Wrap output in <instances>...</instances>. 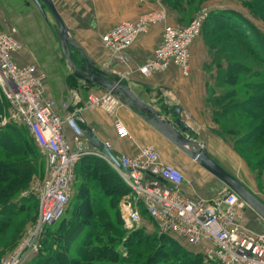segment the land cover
Returning a JSON list of instances; mask_svg holds the SVG:
<instances>
[{"label": "built area", "instance_id": "built-area-1", "mask_svg": "<svg viewBox=\"0 0 264 264\" xmlns=\"http://www.w3.org/2000/svg\"><path fill=\"white\" fill-rule=\"evenodd\" d=\"M210 15L199 12L186 26L166 25L153 54L139 67L146 75L162 73L170 66L182 74L191 71V47L202 33ZM165 10L149 11L136 21H123L103 35L102 41L110 58L116 62L129 60L128 50L140 35L153 25L163 23ZM17 30L0 32V90L7 99L8 121L25 126L45 158L47 173L38 190L39 216L29 235L17 252L5 264H22L43 248L47 231L65 215L74 194L76 168L85 156L105 159L120 174L129 188L119 201L124 227L135 231L143 222L142 212L164 234L175 235L198 248L207 264H264V232H252L244 224L248 204L230 188L223 189L213 200L191 197L183 189L184 173L176 166L165 164L157 149L150 145L139 147L136 155H117L123 168L102 154L85 137L76 118L79 110L67 112L70 103L63 102L61 111L46 96L45 75L34 64H20L16 54L23 43ZM122 101L110 91H90L86 108H104L114 113ZM80 117V116H79ZM121 139L132 140L127 126L116 119L114 123ZM112 149L110 142L105 143ZM9 260V262H8Z\"/></svg>", "mask_w": 264, "mask_h": 264}, {"label": "crops", "instance_id": "crops-1", "mask_svg": "<svg viewBox=\"0 0 264 264\" xmlns=\"http://www.w3.org/2000/svg\"><path fill=\"white\" fill-rule=\"evenodd\" d=\"M52 1L70 35L84 51L83 57L127 84L132 93L151 106L162 120L170 121L176 130L180 131L181 128L187 127L188 131L183 133L185 137L190 136L197 147H204L215 161L242 181L253 193L255 192L250 183V172L246 163L211 130L214 126L212 111L208 104L209 85L217 79L216 71L219 70V65L225 67L227 63L217 58V50L210 48L207 38L202 34L191 47L189 76L185 77L174 65L165 72L151 75H146L139 69L152 56L155 47L161 41L166 25H188L195 15V12L189 9L188 3L193 0H186L184 5L178 6L170 3L173 0ZM32 6L36 8L47 30L49 40L58 44V52L68 67V72L60 78H49L42 68L43 58L16 24L15 18L30 12ZM160 10L166 11V20L153 25L147 33L139 36L128 50L127 62L113 61L102 41L103 35L123 21H136L146 12ZM11 28L17 30L16 37L23 43V49L16 54V60L20 64L36 65L38 71L45 75L46 96L54 103L56 111H61L62 103L68 101L70 106L67 112L79 110V116L95 136L104 143L110 142L112 150L117 155L133 156L138 153L140 146L154 147L160 153L162 162L176 166L184 173L183 189L193 198L213 200L223 189L228 188L123 102L114 113L104 108H86L85 103L90 91L101 94L108 90L98 85H90L73 74L54 29V19L48 11L43 15L29 0H0V32H8ZM73 50L75 49H71L72 54ZM77 56L80 61L82 56L79 52ZM70 76L74 79L70 80ZM116 119H120L127 126L132 140L118 137L114 126ZM244 224L252 232H264V218L250 206L244 210Z\"/></svg>", "mask_w": 264, "mask_h": 264}, {"label": "rangeland", "instance_id": "rangeland-1", "mask_svg": "<svg viewBox=\"0 0 264 264\" xmlns=\"http://www.w3.org/2000/svg\"><path fill=\"white\" fill-rule=\"evenodd\" d=\"M185 1L173 0L170 3L173 6H178L179 4L184 5ZM188 3L190 4L189 9L195 12L188 24L204 9L209 11L227 9L232 11V15L235 17L246 19V22H244L245 28L238 26L236 22L235 25L233 24L235 29L239 30L241 28L244 31L226 29L208 38L210 48L217 50V58L223 60V63L229 62L248 67V73L244 71L239 73V81L235 85L222 82L220 77L215 82H212L209 85L208 104L212 111L214 126V128H211L212 132L222 139L246 163L250 172V183L255 191L254 194L264 202V131L259 133L257 129L260 121L252 118L250 120L249 118L246 119L244 114L237 109L230 110V107L234 106L235 102H244L246 98L254 95L252 94L254 88L264 82V63L255 55V43H251L255 38L249 37L250 34L255 35L258 29L264 33V0H193L192 2L188 1ZM31 9L27 14L18 15L19 17L15 18L16 24L23 31L22 33L27 41L38 50L41 58H43L42 63L44 66L42 68L46 71L49 78H60L68 72V67L64 62L63 56L58 52V44L49 40L47 30L37 14L36 8L32 6ZM256 39V44L258 42L262 43L259 37H256ZM73 51L74 59L79 61L77 59L79 58L77 56L78 52L76 50ZM218 72L219 70L216 71V75H218ZM69 79L72 80L74 77L70 76ZM246 83H248L249 88L248 94L245 92L244 87L240 88V85L245 86ZM231 91H234V95L227 100H218L216 98L217 95L231 94ZM258 105L260 107L261 104H252L251 102L249 107L256 113ZM9 110L10 105L0 90V123L3 122L4 118L9 117ZM227 111L230 112L228 113ZM10 123L11 121H8L5 125H1L0 129L8 127ZM23 127V125H19L23 138L19 141L17 140L18 144L5 137L0 140L3 141V144H11L14 147V150L8 152L0 150V164H2L0 165V206L12 203L15 205L14 209L16 211V214L6 220L5 227L0 226V264H5L8 257L19 250L30 230L36 224L39 216L38 190L42 186L47 173L45 158L40 154L36 142L30 134L23 130ZM21 142H25L26 145L24 144L25 146L21 147L19 144ZM259 160L262 161L260 162ZM22 164L24 165L23 167ZM113 169L119 176V172L115 168ZM85 181H88L91 185L96 182L91 174H78L74 183V196L71 198L69 210L65 215L66 219L71 217L81 185ZM94 192L93 187L88 190L93 205L94 197H97V200L101 199V192L97 194ZM77 199L79 203H84V206L89 209L90 201L88 202L83 197H78ZM110 213H115V211L113 210L112 212L107 209L102 215L107 217ZM58 225L53 227L48 233L43 250L36 255L29 256L22 264H43L42 259L58 252L60 256H58L57 260L51 261V263L67 264L66 257L69 250L65 248L64 239L59 236L56 240L54 237L56 236L54 232L58 229ZM123 228L122 231L116 230L114 233L124 236V241L134 231H128L124 225ZM153 246L154 243H150L147 249L150 250ZM120 247V251L125 254L127 252L125 248L123 246Z\"/></svg>", "mask_w": 264, "mask_h": 264}, {"label": "trees", "instance_id": "trees-1", "mask_svg": "<svg viewBox=\"0 0 264 264\" xmlns=\"http://www.w3.org/2000/svg\"><path fill=\"white\" fill-rule=\"evenodd\" d=\"M235 22L238 26L245 28V18L235 17L232 15V11L227 9H213L210 11V15L203 26L200 37L203 34L208 40L210 36L217 34V32L226 29L231 31L238 30L234 28ZM238 31L242 32L244 30L240 28ZM249 37L255 38L251 41V43H255V55L264 63V33L258 29L255 35L250 34ZM256 37H259L262 43L258 42L256 44ZM241 71L248 73V67L228 62L225 67L219 65L217 78L220 77L222 82L235 85L239 81V73ZM243 87L248 94V83L245 86L240 85L241 89ZM230 93L217 95L216 98L218 100H227L234 95V91ZM252 94L254 95L249 97L246 95L248 97L246 101L235 102V105L229 109L239 110L246 119L249 118L250 120L252 118L260 121L257 129L261 133L264 131V82L254 88ZM251 102L252 104H261L260 107L259 105L256 107V113L249 107ZM227 112L229 113L230 111ZM23 128L26 133L30 134L25 126ZM20 130L19 124L11 122L8 127L0 129V140L5 137L18 144L17 140L19 141L23 138V133ZM19 144L21 147L26 145L25 142ZM10 145H7V143L3 144V141H0V150L6 152L14 150V147ZM259 161L261 162L262 160ZM113 168L105 159L97 156H85L79 162L76 168V178L80 173H87L91 174L92 178L96 180L93 185L85 181L81 185L78 194V197H83L88 202L90 201V207L88 209L87 206H84V203H79L77 197L71 217L66 219L65 215L69 210L71 199L64 217L47 231L43 247L46 244L48 233L59 224L58 229L54 232V235H56L54 237L56 240L59 236L64 239L65 248L69 250L66 257L67 264H204L203 254L198 248L191 246L175 235L161 233L157 225L145 215V211L142 212L143 222L141 227L129 234L124 241V236L114 233L116 230L122 231L123 222L120 217L118 201L122 195L129 192V188L120 174L118 176ZM91 187L95 190L94 193L101 192L100 200L94 197V205L91 203L90 194L88 193ZM14 206L12 203L0 206L1 227H5L6 220L16 214ZM107 209L112 212L114 210L115 213H110L107 217H104L102 214ZM150 243H154V246L148 250L147 246ZM120 246H123L127 251L125 254L120 251ZM58 256H60L59 252L55 255H48L42 259L43 264H55L51 263V261L57 260Z\"/></svg>", "mask_w": 264, "mask_h": 264}, {"label": "water", "instance_id": "water-1", "mask_svg": "<svg viewBox=\"0 0 264 264\" xmlns=\"http://www.w3.org/2000/svg\"><path fill=\"white\" fill-rule=\"evenodd\" d=\"M34 3L43 15L48 11L54 19V29L61 43L62 51L68 58L72 72L75 76L86 81L90 85H98L112 92L128 107L134 109L143 119L158 129L168 139L174 142L180 149L192 157L199 165L221 180L228 188L239 195L250 207L256 210L264 218V202L260 200L242 181L227 171L222 165L215 161L204 147H197L195 141L185 137L183 133L188 131L187 127L176 130L175 126L166 120H162L156 111L148 104L141 101L129 86L119 81L106 71L98 68L88 58L83 57L84 51L70 35L68 28L56 9L52 0H29ZM77 50L82 56L80 61L74 59L71 49ZM79 126L83 129L85 137L102 154L107 156L118 169L128 172L122 167L118 156L112 149L95 136L94 132L85 124L81 117L76 118Z\"/></svg>", "mask_w": 264, "mask_h": 264}]
</instances>
